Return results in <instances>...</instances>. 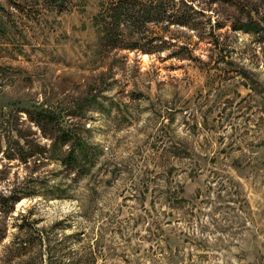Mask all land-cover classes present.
<instances>
[{"label":"rangeland","instance_id":"374dc122","mask_svg":"<svg viewBox=\"0 0 264 264\" xmlns=\"http://www.w3.org/2000/svg\"><path fill=\"white\" fill-rule=\"evenodd\" d=\"M193 1L202 32L138 23V51L106 44L110 0H0V137L24 151L0 148V205L21 198L0 264H264V0ZM29 109L82 135L88 172L40 132L29 155ZM21 223L42 241L4 247Z\"/></svg>","mask_w":264,"mask_h":264},{"label":"trees","instance_id":"16d2710c","mask_svg":"<svg viewBox=\"0 0 264 264\" xmlns=\"http://www.w3.org/2000/svg\"><path fill=\"white\" fill-rule=\"evenodd\" d=\"M59 3L64 0H56ZM174 0H110L108 5H105L101 13L97 16V21L103 28L105 34L106 44L114 49H129L140 50L138 45L131 43V45H125L127 38H130L134 33V27L138 23L146 21H152L155 24L160 23L163 19L167 20L168 24L178 25L192 29L193 31L202 32L203 30L197 24L191 23V18L188 15L187 9L194 8L193 0H177V3H173ZM180 3L181 7L176 5ZM170 14L163 17V14L167 11ZM202 15L206 14L205 11H199ZM242 26V27H241ZM256 28L253 24L238 25L236 29ZM181 59H189L183 55L178 56ZM194 58V57H190ZM27 119H23V123H29L28 131L33 135L31 140H27L29 145V155H35V153H44L46 151V145H42L37 137L38 132L51 141L52 147L63 149L67 147L64 154L60 153V159L68 167L77 168L80 174L86 173L90 170L91 153L85 143L82 135L76 131L60 124L59 119L54 113L47 110H31L29 109ZM37 127V129H34ZM7 135L0 137V148H3L2 142L6 141V152L9 156L19 155L24 156L22 150L23 145L20 141L17 143H11V134L13 129L9 127L6 129ZM18 150V152L16 151ZM5 153V151H3ZM168 189L166 193L169 197H176V190L168 182ZM4 200V206L0 205V212H11L15 207V204L20 201L18 197H2ZM10 203V204H8ZM10 205V208H7ZM7 210H4V209ZM25 216H23L24 218ZM15 234L8 240V244L4 247L8 249H14L17 252L27 251L33 249L35 244L42 241V236L38 233L41 230L36 229V233L33 229L24 227V224H18ZM34 233H33V232ZM9 223L6 218L0 220V245H2L9 237ZM4 245V244H3Z\"/></svg>","mask_w":264,"mask_h":264},{"label":"bare ground","instance_id":"6f19581e","mask_svg":"<svg viewBox=\"0 0 264 264\" xmlns=\"http://www.w3.org/2000/svg\"><path fill=\"white\" fill-rule=\"evenodd\" d=\"M147 57V56H146Z\"/></svg>","mask_w":264,"mask_h":264}]
</instances>
